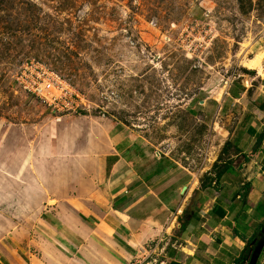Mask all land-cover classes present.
Here are the masks:
<instances>
[{
  "label": "rangeland",
  "instance_id": "1",
  "mask_svg": "<svg viewBox=\"0 0 264 264\" xmlns=\"http://www.w3.org/2000/svg\"><path fill=\"white\" fill-rule=\"evenodd\" d=\"M256 57L259 70L250 69ZM263 65L264 0H0V249L34 252L33 156L47 128L65 121L130 129L146 155L135 170L165 163L159 177L172 188L170 209L181 215L188 206L198 217L218 189L201 181L229 156L237 123L226 91L264 78ZM40 66L78 93L76 111L51 110L18 81ZM240 207L225 208L223 222L250 221L254 210ZM176 224L132 263L189 262L176 249L188 244L186 228ZM204 262L227 264L211 250L193 261Z\"/></svg>",
  "mask_w": 264,
  "mask_h": 264
},
{
  "label": "crops",
  "instance_id": "2",
  "mask_svg": "<svg viewBox=\"0 0 264 264\" xmlns=\"http://www.w3.org/2000/svg\"><path fill=\"white\" fill-rule=\"evenodd\" d=\"M226 94L238 115L229 156L221 163L219 182H210L218 189L203 201L207 207L185 227L188 244L176 248L189 262L173 259L174 264H195L199 254L210 250L218 260L234 264L242 238H249L263 219L255 206L260 201L264 208V78L232 85ZM63 123L47 128L33 156L35 212L27 246L34 252L20 249L13 255L4 245L0 264H133L139 250L178 228V207L174 213L167 199L172 188L159 177L167 166L158 162L149 171L135 170L136 160L146 157L144 146L117 122ZM239 204L243 214L254 210L252 219L239 222L236 215L223 222L225 208ZM195 228L200 232L192 236ZM185 248L189 252L183 254Z\"/></svg>",
  "mask_w": 264,
  "mask_h": 264
},
{
  "label": "built area",
  "instance_id": "3",
  "mask_svg": "<svg viewBox=\"0 0 264 264\" xmlns=\"http://www.w3.org/2000/svg\"><path fill=\"white\" fill-rule=\"evenodd\" d=\"M49 74L40 66L28 79L18 81L25 85L31 95L42 99L51 110L76 111L80 103L78 93Z\"/></svg>",
  "mask_w": 264,
  "mask_h": 264
},
{
  "label": "trees",
  "instance_id": "4",
  "mask_svg": "<svg viewBox=\"0 0 264 264\" xmlns=\"http://www.w3.org/2000/svg\"><path fill=\"white\" fill-rule=\"evenodd\" d=\"M260 137H259V140L261 139ZM224 167L225 165L221 166V165L215 164V166L212 168V172L215 174L213 176H208L203 181H201V187L204 188L206 185L210 184L211 181H214L215 183L219 182V175H220V172L224 170ZM242 200L244 201V195L242 197ZM259 204H260V201L255 206V210L259 212L260 214H262L263 219L258 225V228H256V230L250 235L249 238L247 239L242 238L245 243H244V246L241 252L238 254L236 258H234V264H247L248 259H249L250 250H251L250 243L255 238L259 237L260 235V229L264 221V208L262 207V205H259ZM217 214L218 216L222 217L221 212H218ZM191 219H196V216L195 214H193L192 210H190L189 207L187 206L186 208L183 209L182 214L177 217V221L179 222V225H180L179 230L183 231L186 225L189 223V220ZM171 264H174V263L171 262Z\"/></svg>",
  "mask_w": 264,
  "mask_h": 264
},
{
  "label": "water",
  "instance_id": "5",
  "mask_svg": "<svg viewBox=\"0 0 264 264\" xmlns=\"http://www.w3.org/2000/svg\"><path fill=\"white\" fill-rule=\"evenodd\" d=\"M182 188L184 190L186 186H183ZM250 246H251V250H250L249 259H248L247 264H256L257 258L264 246V221L260 229L259 237L255 238L250 243Z\"/></svg>",
  "mask_w": 264,
  "mask_h": 264
},
{
  "label": "bare ground",
  "instance_id": "6",
  "mask_svg": "<svg viewBox=\"0 0 264 264\" xmlns=\"http://www.w3.org/2000/svg\"><path fill=\"white\" fill-rule=\"evenodd\" d=\"M260 56H261V54H257V57H258V58H260ZM257 57H256V58H257ZM258 58L256 59L257 61L255 60V61H252V62H250V63L247 62V63H248L247 65H248V67H249L250 69H258V68H259V67H258V64H259V63L257 64V62H258V60H259ZM251 60H252V59H251ZM263 67H264V65H263ZM258 70H259V69H258ZM263 70H264V69L261 70V71H262L261 74H263Z\"/></svg>",
  "mask_w": 264,
  "mask_h": 264
}]
</instances>
